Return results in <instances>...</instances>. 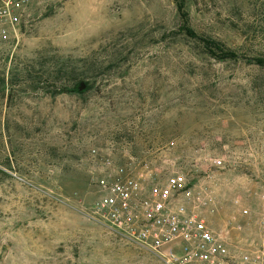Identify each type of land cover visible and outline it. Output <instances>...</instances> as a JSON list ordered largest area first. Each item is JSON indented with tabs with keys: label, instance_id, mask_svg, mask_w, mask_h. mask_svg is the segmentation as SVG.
Listing matches in <instances>:
<instances>
[{
	"label": "rangeland",
	"instance_id": "374dc122",
	"mask_svg": "<svg viewBox=\"0 0 264 264\" xmlns=\"http://www.w3.org/2000/svg\"><path fill=\"white\" fill-rule=\"evenodd\" d=\"M180 4L238 58L188 37ZM16 28L0 41V264H164L87 217L92 180L118 167L184 173L220 224L264 190V66L249 60L264 0H28Z\"/></svg>",
	"mask_w": 264,
	"mask_h": 264
},
{
	"label": "built area",
	"instance_id": "2783aa9c",
	"mask_svg": "<svg viewBox=\"0 0 264 264\" xmlns=\"http://www.w3.org/2000/svg\"><path fill=\"white\" fill-rule=\"evenodd\" d=\"M27 1L0 0V41L16 35ZM91 187L87 217L164 264H264V190L232 198L220 224L215 196L184 173L118 167Z\"/></svg>",
	"mask_w": 264,
	"mask_h": 264
},
{
	"label": "trees",
	"instance_id": "16d2710c",
	"mask_svg": "<svg viewBox=\"0 0 264 264\" xmlns=\"http://www.w3.org/2000/svg\"><path fill=\"white\" fill-rule=\"evenodd\" d=\"M180 4L179 6V13L183 19L182 27L181 30L190 38L198 40L199 42L202 43L204 46V49L206 53L213 59H216L218 61H225V60H231V59H236L238 58V55L234 53L233 51L225 48L222 44H219L217 41L206 38L204 36H201L197 34L192 28L188 26V22L186 19V14L183 12V8ZM249 60L253 61L259 66H264V58L262 57H255V58H250ZM65 76H68L66 73L62 78H60L58 84H57V93H66L69 90L70 87V79L67 77L64 78ZM86 90L90 89L91 86L86 83Z\"/></svg>",
	"mask_w": 264,
	"mask_h": 264
},
{
	"label": "water",
	"instance_id": "95a60500",
	"mask_svg": "<svg viewBox=\"0 0 264 264\" xmlns=\"http://www.w3.org/2000/svg\"><path fill=\"white\" fill-rule=\"evenodd\" d=\"M85 88V84L82 82L79 86V90H83Z\"/></svg>",
	"mask_w": 264,
	"mask_h": 264
}]
</instances>
